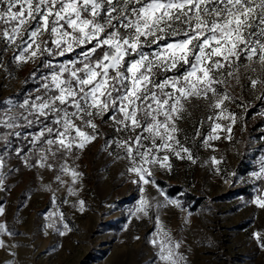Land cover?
<instances>
[{"label":"snow or ice","instance_id":"6c2138e0","mask_svg":"<svg viewBox=\"0 0 264 264\" xmlns=\"http://www.w3.org/2000/svg\"><path fill=\"white\" fill-rule=\"evenodd\" d=\"M0 44V50L18 53L13 55L17 64L35 62L45 53L63 56L74 47L92 45L81 53L82 60L71 61V67L60 65L50 81L44 78V95L19 105L11 99L4 102L7 107L0 109V128L8 131L0 133V191L5 190L7 175L13 171L5 173L4 169L6 157L13 151L11 137L22 135L16 131L24 127L21 119L29 127L35 123L41 128L31 139L25 137L32 145L28 154L23 147L14 148L16 157L27 168L56 170L59 184L65 183L63 175L70 176L69 196L77 195L74 186L83 173L71 167L68 159H79L78 152L97 139L100 124L107 119L118 136L105 141V146L114 144L124 153L118 158L129 162L127 171L136 177L132 182L140 186L142 194L131 216L147 217L152 205L144 195V185L157 187L152 179L154 168L170 170L169 154L197 162L179 139V122L184 120L187 106L198 100L213 110L207 117L211 131L203 139L204 146L211 147L210 141L220 139L221 132L231 140L233 125L240 119L227 106L236 100L231 88L259 87L264 100V0H0ZM153 44L157 50L151 54L143 51ZM98 51L102 55L93 60ZM46 66L52 67L50 62ZM180 68L185 69L182 74L158 79L161 73ZM15 108L23 112L13 114ZM40 118H51V125ZM222 119L230 123L222 125L218 122ZM201 135L199 128L194 129L193 140ZM37 149L39 155L33 162ZM161 152L165 154L160 156ZM220 162L212 157L214 165ZM253 175L264 178V163ZM43 187L51 190L49 185ZM165 199L180 207L179 201ZM51 203L57 210L47 214L45 227L65 236L72 229L55 194ZM252 203L264 209V193ZM71 207L83 212L85 202L77 200ZM4 213L0 206V216ZM14 235L0 222V248L7 247L3 236ZM253 236L264 249V233ZM148 242L158 264H187L181 251L183 241L164 228L159 216Z\"/></svg>","mask_w":264,"mask_h":264},{"label":"rangeland","instance_id":"374dc122","mask_svg":"<svg viewBox=\"0 0 264 264\" xmlns=\"http://www.w3.org/2000/svg\"><path fill=\"white\" fill-rule=\"evenodd\" d=\"M91 46L74 47L63 56L45 53L37 61L25 64L13 60V55L18 54L14 50H0V109L7 107L4 102L9 99L19 105L25 99L44 95V78L49 77L50 81L51 73L58 72L60 65L71 67V61L82 60L81 53ZM0 49H3L2 44ZM155 50V44L152 48H143L148 54ZM49 62L52 67L46 66ZM77 66L83 67L79 63ZM184 70L161 73L158 79L180 75ZM243 83L248 84L247 80ZM230 92L236 100L227 105L228 109L240 117L233 125L232 139H225L227 133L221 132L220 139L210 141L211 147H205L203 139L211 131L207 117L213 110L206 102L193 100L187 106L184 120L179 122L182 129L179 139L191 149L197 162L193 164L169 154L170 170L156 166L152 179L160 191L151 184L144 185V195L152 207L149 216L140 214L139 219L131 216L142 195L140 186L132 182L136 177L127 171L129 162L118 158L124 153L114 144L105 146V141L118 136L111 121L106 119L100 124L101 134L78 152L79 159H68L71 167L83 173L74 186L77 195L69 196L70 176L63 175L65 183L59 184L56 170L27 168L16 157L14 148L23 147L24 154H28L32 145L25 137L31 139L41 128L35 123L29 127L21 119L19 123L24 127L16 131L22 135L11 137L13 151L6 157L4 169L5 173L9 169L13 171L7 175L5 190L0 191V206L5 209L0 222L16 233L2 237L14 253L11 264H158L155 250L148 242L155 231L157 216L174 238L183 241L181 251L187 257V264H264V249L253 236L256 232L264 233V209L252 203L264 193V187L259 184L264 178L257 179L253 175L264 163V100L260 99L259 87L252 90L250 86L243 89L235 86ZM19 112L23 109H13V114ZM218 122L227 126L230 120ZM44 123L51 125V118ZM196 128L202 135L193 140ZM5 131L8 130L0 129V133ZM0 151H3L2 142ZM38 155L37 149L33 162ZM212 157L221 162L214 165ZM44 185H49L51 190H44ZM53 194L65 222L72 229L65 236L45 227L47 214L57 210L51 203ZM165 196L179 201L180 207L168 204ZM65 199L67 204L63 203ZM77 200L85 202L83 212L71 207ZM13 244L18 247H11Z\"/></svg>","mask_w":264,"mask_h":264},{"label":"crops","instance_id":"0c3cea01","mask_svg":"<svg viewBox=\"0 0 264 264\" xmlns=\"http://www.w3.org/2000/svg\"><path fill=\"white\" fill-rule=\"evenodd\" d=\"M4 241L7 247L0 248V264H8V262L11 261L10 259L12 257V255L9 254L11 252L9 243L5 240V238Z\"/></svg>","mask_w":264,"mask_h":264},{"label":"trees","instance_id":"16d2710c","mask_svg":"<svg viewBox=\"0 0 264 264\" xmlns=\"http://www.w3.org/2000/svg\"><path fill=\"white\" fill-rule=\"evenodd\" d=\"M171 39H172L171 37L168 38V40H171ZM160 43H164V41H161ZM153 46H154V44H153V45H150V46H145V49L152 48ZM101 55H102V52H101V51H98L97 54H96V56L93 57V60H94L95 58L101 56ZM256 122H257L256 120H255V122L253 121V122H252V125H253V126L256 125ZM253 126H252V127H253ZM0 129L5 130L4 128H0ZM259 184H261V185H260L261 187H264V180H259Z\"/></svg>","mask_w":264,"mask_h":264}]
</instances>
